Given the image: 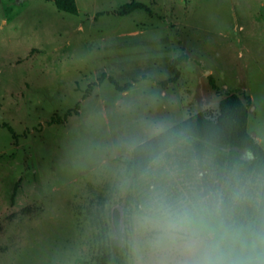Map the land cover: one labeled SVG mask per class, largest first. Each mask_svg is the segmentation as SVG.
<instances>
[{
  "label": "rangeland",
  "instance_id": "rangeland-1",
  "mask_svg": "<svg viewBox=\"0 0 264 264\" xmlns=\"http://www.w3.org/2000/svg\"><path fill=\"white\" fill-rule=\"evenodd\" d=\"M130 1L75 0L72 15L0 0V124L17 135L0 127V264H101L115 208L120 249L103 264H139L134 216L151 197L219 192L240 199L243 215L263 202L264 178L226 151L179 143L138 177L128 164L166 129L199 112L213 119L231 93L250 97L247 132L264 149V0H134L149 12L113 14ZM180 55L177 81L162 88ZM102 73L138 81L86 94Z\"/></svg>",
  "mask_w": 264,
  "mask_h": 264
},
{
  "label": "clouds",
  "instance_id": "clouds-1",
  "mask_svg": "<svg viewBox=\"0 0 264 264\" xmlns=\"http://www.w3.org/2000/svg\"><path fill=\"white\" fill-rule=\"evenodd\" d=\"M236 197H151L134 216L139 264H264V202L243 215Z\"/></svg>",
  "mask_w": 264,
  "mask_h": 264
},
{
  "label": "trees",
  "instance_id": "trees-1",
  "mask_svg": "<svg viewBox=\"0 0 264 264\" xmlns=\"http://www.w3.org/2000/svg\"><path fill=\"white\" fill-rule=\"evenodd\" d=\"M52 2L59 10L72 15H77L78 8L75 0H45ZM143 10L149 12V8L143 3L130 1L123 4L113 14L126 16L133 11ZM187 60L186 55H180L170 62L169 71L171 76L168 79L158 82L162 88L177 81L179 77L178 66ZM142 76L140 79H146ZM107 81L115 91L126 92L138 80H132L120 84L112 76L102 73L95 83L88 86L87 92L102 82ZM212 89L215 85L211 81ZM86 96V95H85ZM251 106V99L248 95H237L231 93L225 95L217 104L215 117L209 118L205 112H199L186 120L172 126L169 129L155 135L154 137L138 144L132 149L131 160L128 164V174L131 177H138L147 167L161 154L179 143H187L199 153L207 151H226L227 156L233 163L241 164L242 168L249 172H255L264 178V149L247 132L248 109ZM78 105L73 110H68L64 116H55L50 119L49 124H61L72 114H78ZM0 127L7 130L13 139L17 138L12 127L3 123ZM243 153H248L243 158ZM16 186L11 195L13 201ZM264 202V195H263ZM112 224L114 236L109 241H103L101 246V264L111 257V252H118L121 244L122 231L120 226V212L117 208L112 211ZM1 230V227H0Z\"/></svg>",
  "mask_w": 264,
  "mask_h": 264
},
{
  "label": "crops",
  "instance_id": "crops-1",
  "mask_svg": "<svg viewBox=\"0 0 264 264\" xmlns=\"http://www.w3.org/2000/svg\"><path fill=\"white\" fill-rule=\"evenodd\" d=\"M254 138V137H253ZM255 139V138H254Z\"/></svg>",
  "mask_w": 264,
  "mask_h": 264
}]
</instances>
